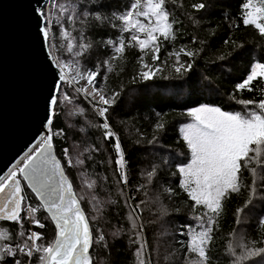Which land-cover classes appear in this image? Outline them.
<instances>
[{
    "label": "snow or ice",
    "instance_id": "snow-or-ice-1",
    "mask_svg": "<svg viewBox=\"0 0 264 264\" xmlns=\"http://www.w3.org/2000/svg\"><path fill=\"white\" fill-rule=\"evenodd\" d=\"M25 24L0 264H264V0H27Z\"/></svg>",
    "mask_w": 264,
    "mask_h": 264
},
{
    "label": "water",
    "instance_id": "water-1",
    "mask_svg": "<svg viewBox=\"0 0 264 264\" xmlns=\"http://www.w3.org/2000/svg\"><path fill=\"white\" fill-rule=\"evenodd\" d=\"M26 3L0 0V163L18 152L30 135L27 99L33 63Z\"/></svg>",
    "mask_w": 264,
    "mask_h": 264
},
{
    "label": "trees",
    "instance_id": "trees-1",
    "mask_svg": "<svg viewBox=\"0 0 264 264\" xmlns=\"http://www.w3.org/2000/svg\"><path fill=\"white\" fill-rule=\"evenodd\" d=\"M234 2V0H233ZM157 94L155 92V90H150L149 91V95H155ZM162 95V98H163V101H166L167 100V97L166 96H163V94H160ZM242 202V201H241ZM236 203V201H233V205ZM180 219H183V217H177V220H180ZM221 227H222V230L223 231H228L230 230V227H231V215H227L222 221H221ZM150 239H151V236H150ZM221 243V241H217V246ZM113 256H114V259L116 260V264H123V260L126 256V253L123 252V251H120V252H116L114 251L113 252ZM130 258V257H129Z\"/></svg>",
    "mask_w": 264,
    "mask_h": 264
}]
</instances>
